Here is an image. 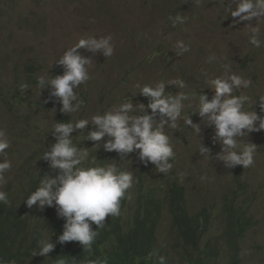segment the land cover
I'll return each mask as SVG.
<instances>
[{"label":"clouds","instance_id":"9594fccd","mask_svg":"<svg viewBox=\"0 0 264 264\" xmlns=\"http://www.w3.org/2000/svg\"><path fill=\"white\" fill-rule=\"evenodd\" d=\"M232 2L235 7L229 8V13L233 23L245 24L249 28V43L261 47L259 22L264 18V0ZM252 21H256L255 26ZM183 22L177 16L173 25ZM111 40V36L79 40L56 64L63 68L62 75L38 79V74L30 70L33 74L30 84L38 81L40 88L51 89L50 100L62 107L54 117L48 144L35 151L33 158L20 167L7 156L16 152V142L25 139L15 140L16 136L9 140L0 131V238L3 236L0 264H113L121 252L142 244L145 234L134 226L138 218L158 220L154 226V257L159 264H165L156 250L167 214L171 217L176 246L186 264H244L242 243L257 222L250 214V186L242 174L244 168L254 163L256 145L247 143L240 148L239 144L246 135L264 131V115L255 107L252 111L244 110L250 98L233 93L249 88L251 81L235 73L229 75V67L224 65V76L207 81L214 95L209 99L208 95L201 94L198 103L192 105L191 116L182 117L189 95H166V87L184 88V81L170 80L167 84L161 81L155 87L137 85L139 94L146 99L145 104H140L141 112H133V102L122 103L104 114L93 115L90 120L76 121L70 114L78 112L84 101L75 89L90 79L87 66L91 63V58L79 50L102 51L106 58L111 57L114 54ZM176 47L180 49L178 55L190 50L183 42H178ZM215 59L211 56L208 62ZM0 94H5V88L0 87ZM257 105L264 112V96ZM194 115L201 118L204 127L214 129L213 144L221 146L214 159L228 169L237 166L218 211L203 207L195 215L189 209L184 186L178 182L170 186L161 182L174 175L175 143L166 126L175 128L183 119L199 134L201 124L193 123ZM89 125L93 130L87 131ZM25 126L26 122L21 130ZM83 133L85 142L99 146L100 159L96 164L86 162L88 150L76 141ZM199 151L201 156L212 157L211 149L204 144ZM101 155L131 158L140 167L134 171L119 169L101 159ZM150 168L159 177L154 178ZM134 186L136 195L132 205ZM234 213L243 214L249 221L233 218ZM176 214L186 215L197 228V246L187 245L182 238L173 217ZM217 214L221 215V223L216 227L220 229L221 242L216 244L211 217ZM96 239L100 256L94 260L83 258L78 251L80 246L84 252L91 251Z\"/></svg>","mask_w":264,"mask_h":264},{"label":"rangeland","instance_id":"374dc122","mask_svg":"<svg viewBox=\"0 0 264 264\" xmlns=\"http://www.w3.org/2000/svg\"><path fill=\"white\" fill-rule=\"evenodd\" d=\"M234 7L232 0H0V87L5 88V94H0V131L9 140L16 136L15 140L25 139L16 142V152L7 159L20 167L46 146L54 117L62 107L50 100L51 89L40 88L38 81L28 83V70H34L38 79L62 75L63 68L56 65L60 57L89 37L111 36L114 54L106 58L102 51L79 50L91 58V63L87 66L90 79L75 89L84 101L78 112L70 114L76 121L90 120L122 103L133 102V112H141L140 104L146 99L139 94L140 87H155L170 80L184 81V88L166 87V95H189L182 117L191 116L192 105L198 103L201 94L209 99L214 95L207 81L224 76V65H228L229 75L235 73L251 81L249 88L233 93L250 98L244 110L255 107L264 115L255 106L264 96V18L259 22L262 45L256 48L249 43V28L233 23L229 8ZM177 16L184 22L173 25ZM252 24L255 26L256 21ZM178 42L190 50L178 55ZM211 56L216 59L209 63ZM9 106L14 110H8ZM192 120L201 124V133L183 119L175 128L166 126L175 143L174 175L161 182L184 186L189 209L195 215L203 207L218 211L237 166L228 169L214 159L221 150L219 144H213L214 129L204 127L198 115ZM91 130L89 125L87 131ZM76 141L88 150L86 162L96 164L99 146L85 142L84 133ZM241 141L240 148L247 143L256 145L254 163L244 168L242 179L250 186V214L257 222L242 243V257L244 264H264V131L246 135ZM203 144L211 149L213 159L210 154L200 155ZM101 159L119 169L134 171L140 167L131 158L121 159L118 155H101ZM149 170L154 178L159 177ZM135 195L136 186L131 190L132 205ZM211 222L215 243H220V229L216 227L221 215H213ZM176 243L167 214L156 250L165 264H186Z\"/></svg>","mask_w":264,"mask_h":264},{"label":"trees","instance_id":"16d2710c","mask_svg":"<svg viewBox=\"0 0 264 264\" xmlns=\"http://www.w3.org/2000/svg\"><path fill=\"white\" fill-rule=\"evenodd\" d=\"M31 75V76H29ZM33 79V74L29 70L27 73L26 80L28 83H31ZM10 110H14L11 106ZM176 225L180 231V234L187 245L197 246L199 244V235L197 228L193 225L192 221L184 214H176L173 215ZM233 218L248 222L249 219H246L243 214H233ZM158 223V220L150 221L148 218H138L137 223H134V226H138L142 233L145 234V238H143V242L139 247L132 248L121 252L116 260H114L113 264H159V262L154 257V246H155V231L154 226ZM3 237V236H2ZM0 238V241L2 240ZM101 237V233L99 234V238ZM79 244V243H78ZM80 246V245H79ZM99 244L94 241L92 245L91 251L84 252L83 248L78 249L80 255L85 259L94 260L97 258V255L100 256L99 253ZM187 256V254H186Z\"/></svg>","mask_w":264,"mask_h":264}]
</instances>
